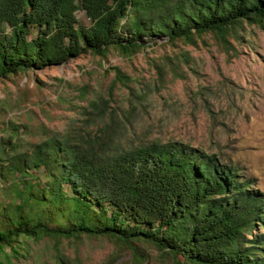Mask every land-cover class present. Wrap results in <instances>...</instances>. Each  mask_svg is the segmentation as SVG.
<instances>
[{
    "label": "trees",
    "instance_id": "obj_1",
    "mask_svg": "<svg viewBox=\"0 0 264 264\" xmlns=\"http://www.w3.org/2000/svg\"><path fill=\"white\" fill-rule=\"evenodd\" d=\"M245 23L264 26V0H0V80L87 54L238 39ZM11 109L0 100V264L43 240L69 264L62 245L83 236L145 242L173 264H264V193L235 164L182 143L120 147L115 129L27 145Z\"/></svg>",
    "mask_w": 264,
    "mask_h": 264
},
{
    "label": "rangeland",
    "instance_id": "obj_2",
    "mask_svg": "<svg viewBox=\"0 0 264 264\" xmlns=\"http://www.w3.org/2000/svg\"><path fill=\"white\" fill-rule=\"evenodd\" d=\"M77 17L90 26L84 11ZM115 69L124 76L118 82ZM0 100L13 108L5 121L20 126L27 145L53 134L82 130L102 136L115 129L124 148L160 141L217 154L264 193V26L259 24L245 23L238 39L223 41L209 33L195 44H148L132 57L115 50L107 58L87 54L13 74L0 80ZM255 234H264V228ZM29 246L26 258L15 264H59L52 240ZM62 247L69 264H173L145 242L132 248L111 237L83 236Z\"/></svg>",
    "mask_w": 264,
    "mask_h": 264
}]
</instances>
